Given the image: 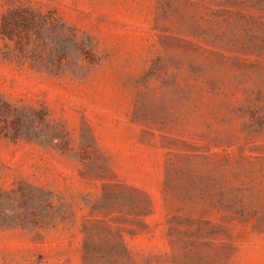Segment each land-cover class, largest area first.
Returning <instances> with one entry per match:
<instances>
[{
	"label": "rangeland",
	"instance_id": "374dc122",
	"mask_svg": "<svg viewBox=\"0 0 264 264\" xmlns=\"http://www.w3.org/2000/svg\"><path fill=\"white\" fill-rule=\"evenodd\" d=\"M0 264H264V0H0Z\"/></svg>",
	"mask_w": 264,
	"mask_h": 264
}]
</instances>
